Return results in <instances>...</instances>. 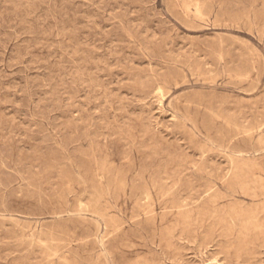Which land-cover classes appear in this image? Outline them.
Masks as SVG:
<instances>
[{"label": "rangeland", "instance_id": "1", "mask_svg": "<svg viewBox=\"0 0 264 264\" xmlns=\"http://www.w3.org/2000/svg\"><path fill=\"white\" fill-rule=\"evenodd\" d=\"M0 264H264V0H0Z\"/></svg>", "mask_w": 264, "mask_h": 264}, {"label": "bare ground", "instance_id": "2", "mask_svg": "<svg viewBox=\"0 0 264 264\" xmlns=\"http://www.w3.org/2000/svg\"><path fill=\"white\" fill-rule=\"evenodd\" d=\"M231 145H232V144H231ZM200 169H201V168H200ZM198 170H199V169H198ZM195 171H196V170H195ZM200 171H201V170H200ZM196 172H197V171H196ZM193 173H195V172H193ZM218 173H219V172H218ZM210 174H214V172H213V173L210 172ZM219 174H220V173H219ZM202 175H203V174H202ZM188 177H189V176H188ZM200 178H201V177H200ZM188 180H189V179H188ZM190 180H191V179H190ZM200 180H201V179H200ZM202 180H203V179H202ZM222 180H223V179H222ZM225 180H226V178H225ZM181 181H182V180H181ZM223 181H224V180H223ZM184 182H185V181H184ZM185 183H186V182H185ZM219 183H220V182H219ZM224 183H225V181H224ZM153 184H154V183H153ZM153 184H152V185H153ZM191 185H192V184H191ZM172 186H173V185H172ZM192 186H193V185H192ZM195 186H196V185H195ZM198 189H199V188H198ZM198 189H197V190H198ZM203 190H204V188H203ZM206 191H207V190H206ZM209 196H210V195H209Z\"/></svg>", "mask_w": 264, "mask_h": 264}]
</instances>
